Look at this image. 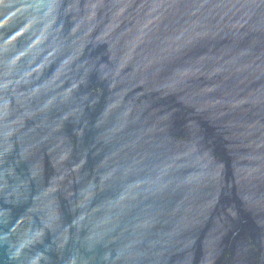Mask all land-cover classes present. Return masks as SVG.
Listing matches in <instances>:
<instances>
[{"label": "water", "instance_id": "95a60500", "mask_svg": "<svg viewBox=\"0 0 264 264\" xmlns=\"http://www.w3.org/2000/svg\"><path fill=\"white\" fill-rule=\"evenodd\" d=\"M0 264H264V0H0Z\"/></svg>", "mask_w": 264, "mask_h": 264}]
</instances>
